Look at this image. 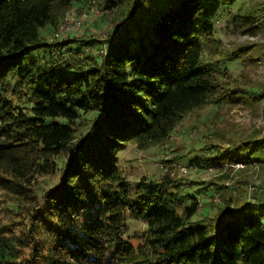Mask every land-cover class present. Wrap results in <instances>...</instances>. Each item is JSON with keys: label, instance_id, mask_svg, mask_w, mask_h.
<instances>
[{"label": "trees", "instance_id": "16d2710c", "mask_svg": "<svg viewBox=\"0 0 264 264\" xmlns=\"http://www.w3.org/2000/svg\"><path fill=\"white\" fill-rule=\"evenodd\" d=\"M77 1L0 0V264H264V193L253 207L211 182L220 202L201 219L200 194L172 166L139 177L122 160L130 146L166 147L211 103L256 95L221 78L214 19L237 0H166L164 11V0H123L103 40L46 39ZM230 23L254 33L259 18ZM203 137L211 156L197 167L264 161L262 142L223 150Z\"/></svg>", "mask_w": 264, "mask_h": 264}, {"label": "rangeland", "instance_id": "374dc122", "mask_svg": "<svg viewBox=\"0 0 264 264\" xmlns=\"http://www.w3.org/2000/svg\"><path fill=\"white\" fill-rule=\"evenodd\" d=\"M120 1L123 0L77 1L67 14L72 10L75 16L87 13L89 20L82 28L73 30L66 36L86 34L85 36L103 40L117 25V14L121 12L122 7L117 8ZM168 3L164 0L160 2L158 8L164 11ZM121 4L126 5L124 2ZM152 10L156 11L154 8ZM235 13L256 15L259 18V26L255 32H248L246 28L237 29L232 25L230 18ZM214 26L215 38L221 40L223 44L222 54L218 55L223 70L221 78L227 84H231L230 87L234 89L237 87L241 92L253 91L256 95H247V102L243 104L211 103L204 110L194 112L190 118L185 119L182 128L176 129L170 137V144L166 147H156L142 152L130 146V149L122 154L123 163L127 162V165L131 163L134 173H137L139 177L146 175L148 178L154 176L159 178L166 169L172 166L178 178L182 177L192 182L194 186H186L185 192L189 193L191 188L192 194H200L196 197L202 207L198 214L201 219L212 216L215 213V207L220 202L217 191L215 192L216 187L210 185L211 182L219 185L225 184L228 192L241 195L250 205L258 203L257 195L264 193V161L261 164L247 166L240 156L229 157L228 155L227 158L218 162V167L215 169L197 167L192 163L195 160L207 161L205 158L209 154L202 152L205 146L203 136L210 132L211 139H215V143L220 148H224L223 150L241 147L243 143L249 141H259L264 144V0H237L232 4H227L215 17ZM53 31L52 27L44 28L42 35L50 40ZM76 48H80L79 45ZM240 49L244 52L243 55L239 54ZM87 50L94 53L98 51L92 47ZM193 124L199 126L196 134L192 128ZM175 150L180 155H175ZM185 165L188 168L184 167ZM204 192L213 198L212 206L204 205L209 201Z\"/></svg>", "mask_w": 264, "mask_h": 264}, {"label": "built area", "instance_id": "2783aa9c", "mask_svg": "<svg viewBox=\"0 0 264 264\" xmlns=\"http://www.w3.org/2000/svg\"><path fill=\"white\" fill-rule=\"evenodd\" d=\"M73 11V10H72ZM70 11L59 24V26L55 29L53 37L55 39H62L71 31L82 28L83 25L89 20V15L87 13H83L80 16H75V12ZM187 171V170H185ZM253 207H258L255 204Z\"/></svg>", "mask_w": 264, "mask_h": 264}]
</instances>
